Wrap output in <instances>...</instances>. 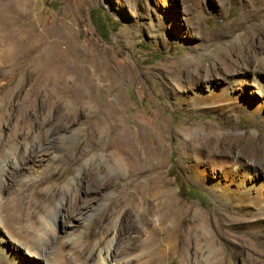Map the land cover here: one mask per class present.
I'll return each instance as SVG.
<instances>
[{"label": "rangeland", "instance_id": "1", "mask_svg": "<svg viewBox=\"0 0 264 264\" xmlns=\"http://www.w3.org/2000/svg\"><path fill=\"white\" fill-rule=\"evenodd\" d=\"M15 1L0 3V238L19 260L62 264L61 242L80 264L75 251L108 210L84 264H100L112 239L122 257L126 182L153 177L177 213L198 210L216 226L212 264H264V0H26L25 16ZM38 42L41 51L23 52ZM37 70L39 93L29 84ZM12 212L32 244L15 238Z\"/></svg>", "mask_w": 264, "mask_h": 264}, {"label": "bare ground", "instance_id": "2", "mask_svg": "<svg viewBox=\"0 0 264 264\" xmlns=\"http://www.w3.org/2000/svg\"><path fill=\"white\" fill-rule=\"evenodd\" d=\"M4 1L5 0H0V3ZM15 2L21 15L25 16L29 14L28 11L30 10H28L29 7L26 0H16ZM11 35L12 32H6V38H8V40ZM13 37L16 39H12L10 42H5V49L9 47V49H7V54H10V52L12 53L13 45L18 40V35ZM40 45V42L35 43L33 47H27L23 52L26 54H29L30 52H39L41 51ZM39 57L40 55L38 58ZM34 75L35 76H31L29 84L31 88L39 93L41 92L42 73L40 70H37ZM258 146L257 151H261L262 154V152H264V146ZM113 158L117 168L122 174H124V163L122 159L117 155H114ZM137 180L138 179H130L126 182L128 186L130 185L133 187V194L129 193L124 197L122 196L123 199H120L119 202L122 205L124 204L127 208L122 221L125 223H123L124 230L125 233H127V240L130 241V244L122 250V257L118 258L117 247H114L113 249L114 239H112L109 241L110 243L106 248V254L103 255L100 252V264H111L112 261L113 263L116 262L115 264H165L168 259L175 256L180 257L182 263H189L190 261L189 264H212V258H218L221 255L218 251L219 247L214 234L216 226L213 223L205 224L202 221L198 210H195L194 215H189L185 213V211L177 213L173 198L169 196L168 192L164 189L165 182L163 180L149 177L148 186L145 187H139ZM57 194V191H53L51 197L56 198ZM62 207L63 206L58 203L52 208V218L53 216L59 215V212L63 209ZM142 209L144 211L143 224L137 226L134 220L135 217L142 216ZM112 215L113 213L109 210L105 212L102 215L103 224L97 227L94 225L95 230L85 235L87 238V240H85L87 245L75 251V260L80 262V264H84L86 253L90 250L92 243L100 234L106 232L107 224L112 218ZM68 216L71 217L73 214L68 211ZM154 217H158V219L156 220ZM172 217L176 218L174 226L170 224ZM9 219L10 221L7 222V225L9 223L13 228L16 225L19 226V231H17L15 238H17L18 241L21 240L32 244L30 240L31 234L24 227V224H22L23 219L15 215L13 212L10 214ZM115 229V227L111 228L113 231ZM133 232H136L137 235L132 236L131 234ZM55 233L56 228L53 219H51V229L47 234V240H50V234L53 236ZM71 237L73 238L72 235ZM57 245L59 249L58 258L61 260L62 264H72L65 253L66 248L64 247V244L60 242L57 243ZM38 246V251L43 255H46L44 252H48L49 244H38ZM21 254L22 251L20 248L7 245L6 243L4 244L2 237L0 238V256L7 262V264H23V262L19 260Z\"/></svg>", "mask_w": 264, "mask_h": 264}, {"label": "trees", "instance_id": "3", "mask_svg": "<svg viewBox=\"0 0 264 264\" xmlns=\"http://www.w3.org/2000/svg\"><path fill=\"white\" fill-rule=\"evenodd\" d=\"M91 18H92V22L94 24V26L96 27V29L99 31V33L102 36H106L107 32H108V25L105 22L104 18L102 17V15L100 13H91ZM182 190V187L180 188V191ZM193 194V193H192ZM194 195H197V193H194Z\"/></svg>", "mask_w": 264, "mask_h": 264}]
</instances>
